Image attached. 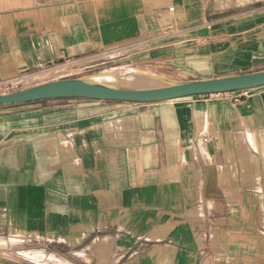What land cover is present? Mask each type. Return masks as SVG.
Instances as JSON below:
<instances>
[{
	"label": "crops",
	"instance_id": "1",
	"mask_svg": "<svg viewBox=\"0 0 264 264\" xmlns=\"http://www.w3.org/2000/svg\"><path fill=\"white\" fill-rule=\"evenodd\" d=\"M111 56L173 80L264 70V0H0V94ZM56 260L264 264V86L0 106V264Z\"/></svg>",
	"mask_w": 264,
	"mask_h": 264
},
{
	"label": "water",
	"instance_id": "2",
	"mask_svg": "<svg viewBox=\"0 0 264 264\" xmlns=\"http://www.w3.org/2000/svg\"><path fill=\"white\" fill-rule=\"evenodd\" d=\"M99 74L67 77L0 94V106L55 98H86L136 103L159 102L248 90L264 86V70L199 80L158 77L167 84L146 88H123L98 79Z\"/></svg>",
	"mask_w": 264,
	"mask_h": 264
},
{
	"label": "bare ground",
	"instance_id": "3",
	"mask_svg": "<svg viewBox=\"0 0 264 264\" xmlns=\"http://www.w3.org/2000/svg\"><path fill=\"white\" fill-rule=\"evenodd\" d=\"M98 74V79L123 88H146L163 86L167 84L164 80L158 78L151 71L144 69L104 70ZM55 262L56 264H67L58 260Z\"/></svg>",
	"mask_w": 264,
	"mask_h": 264
},
{
	"label": "rangeland",
	"instance_id": "4",
	"mask_svg": "<svg viewBox=\"0 0 264 264\" xmlns=\"http://www.w3.org/2000/svg\"><path fill=\"white\" fill-rule=\"evenodd\" d=\"M115 59V57H104L99 61H95L92 63H89L87 65H84L83 67H73L72 69H67L65 71H63L60 75L65 76V77H81V76H87V75H92V74H98L101 73L104 70H137L139 68H134L133 67H126V68H122V67H116V68H111L112 66L109 65L111 63V61ZM113 62V61H112ZM147 70V69H144ZM150 71V70H149ZM22 87H17L15 89H11V90H2L7 92V91H15V90H19ZM9 93V92H8ZM42 259V258H41ZM42 261V260H41ZM50 263V262H48ZM54 264H56V262H54Z\"/></svg>",
	"mask_w": 264,
	"mask_h": 264
},
{
	"label": "built area",
	"instance_id": "5",
	"mask_svg": "<svg viewBox=\"0 0 264 264\" xmlns=\"http://www.w3.org/2000/svg\"><path fill=\"white\" fill-rule=\"evenodd\" d=\"M19 86V83L18 82H10V83H6L4 85V88L5 90H11V89H15ZM17 91V90H15ZM13 92V91H12ZM239 97L236 98V100L238 99Z\"/></svg>",
	"mask_w": 264,
	"mask_h": 264
}]
</instances>
